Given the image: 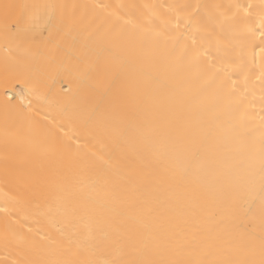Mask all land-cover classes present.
Listing matches in <instances>:
<instances>
[{
	"label": "bare ground",
	"instance_id": "6f19581e",
	"mask_svg": "<svg viewBox=\"0 0 264 264\" xmlns=\"http://www.w3.org/2000/svg\"><path fill=\"white\" fill-rule=\"evenodd\" d=\"M262 261L264 0H0V264Z\"/></svg>",
	"mask_w": 264,
	"mask_h": 264
},
{
	"label": "snow or ice",
	"instance_id": "6c2138e0",
	"mask_svg": "<svg viewBox=\"0 0 264 264\" xmlns=\"http://www.w3.org/2000/svg\"><path fill=\"white\" fill-rule=\"evenodd\" d=\"M6 7H7V6H6ZM261 264H264V261H262Z\"/></svg>",
	"mask_w": 264,
	"mask_h": 264
}]
</instances>
